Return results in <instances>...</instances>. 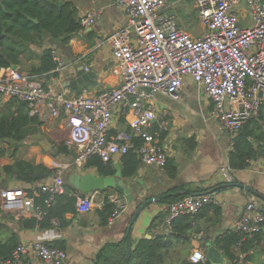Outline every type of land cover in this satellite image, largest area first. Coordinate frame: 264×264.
Listing matches in <instances>:
<instances>
[{"label": "crops", "instance_id": "1", "mask_svg": "<svg viewBox=\"0 0 264 264\" xmlns=\"http://www.w3.org/2000/svg\"><path fill=\"white\" fill-rule=\"evenodd\" d=\"M194 1L168 0V11L183 31L196 37L207 32V29L199 17ZM75 5L79 19L92 11L99 12L97 22L75 32L67 47L60 44L59 40L49 37L45 38L42 44L30 43L20 56L19 63L13 65L20 71L33 75V67L39 64L38 55L46 49H54L63 63L62 66L58 65L56 74L52 72L37 76L50 93H64L68 97L84 93L97 94L119 85L120 78L112 72L113 55L109 37L128 21L126 13L117 7L116 0H75ZM239 9L241 26H249L250 10L245 0L241 2ZM79 65H84L94 77L82 85H68ZM8 100L9 98L0 96L1 105ZM148 104L155 112L150 130L158 127L157 129L161 128L167 132L164 139L159 138L168 158H174L177 163L176 178L170 179L164 169L146 164L140 165L133 178L121 177L132 190L134 200H127V206L113 222H102L100 213L105 205L101 203L107 194L100 191H97V204L90 212L77 211L76 214L69 212L65 215L71 222L64 228L58 227L57 222L50 229L24 228L20 220L12 213L6 212L0 204V224L3 225L0 238L6 240L12 234H17L20 243L41 239L54 245L62 241L63 249L68 254L64 264H118L121 250H132L141 239H151L157 235L168 238L163 250L165 264H194L190 261V256L198 249H202L206 255V262L200 264H218L210 261L207 256L210 246L220 252L225 260L224 264H239L236 259L240 253L244 254V264H264L261 242L254 246L250 241L245 251H241L240 246H235L233 251L236 259L232 261L218 241L227 233L235 231L234 224L249 202H256L264 208V141L255 143V149H260L261 152L257 158L250 160L246 168L231 169V136L213 117L212 99L190 77L185 79L179 99L156 93L148 99ZM37 117L39 122L32 125V132L18 147L8 148V153L0 160V166L10 164L14 159H21L56 169L65 168L72 160L73 148L68 146L72 154H64L57 148L61 141L66 143L70 135L67 117L64 114L60 117L52 116L46 106ZM130 119L127 107H116L113 123L108 128V138L113 139L122 132H132ZM261 128L264 129V119L261 120ZM192 138H195L196 143L194 150L191 148ZM116 161L120 165V157L113 159L114 165ZM223 168L230 169L231 179L223 175ZM74 171L77 170L68 168L65 174ZM80 172L97 173V169ZM3 179L8 180V187H34L21 181L10 180L0 170V190L3 189ZM207 192H215L214 202L204 207L197 215L177 218L173 222V231H170L164 223L168 205L182 195ZM114 193L120 194L118 191L110 194ZM146 199L148 205L133 221L138 205ZM217 209H220L219 216ZM156 218L159 219L152 226ZM188 221L191 228L183 232L182 228ZM261 234L264 240V230ZM104 251L109 257L107 262L100 258ZM23 264L46 263L37 258H29Z\"/></svg>", "mask_w": 264, "mask_h": 264}, {"label": "built area", "instance_id": "2", "mask_svg": "<svg viewBox=\"0 0 264 264\" xmlns=\"http://www.w3.org/2000/svg\"><path fill=\"white\" fill-rule=\"evenodd\" d=\"M243 0H195L199 17L207 29L200 36L183 31L168 11V0H116L127 15V24L118 29L109 43L113 55L112 72L120 78L118 86L97 94L68 97L50 93L37 75L20 71L15 66L0 69V96L18 98L27 103L30 116H39L44 106L54 117L64 114L70 135L66 144L75 155L65 168L58 167L53 176L37 188L8 187L0 190L2 208L16 218H41L43 210L35 197L45 192L44 203L50 206L57 195L66 191L65 170L83 171L94 156L104 162L121 157L133 147L132 136L141 137L138 148L141 164L165 168L168 155L160 143L159 133L150 129L155 119L148 99L156 93L179 99L187 77L212 99L213 117L233 139L251 119L260 115L264 101V0H245L250 10L251 24L241 26L239 6ZM99 12L92 11L80 18L82 27L97 22ZM57 64L62 61L55 54ZM58 69V67H57ZM150 89V92H148ZM127 107L132 132L108 138L116 107ZM223 175L231 179L230 169ZM215 192L185 195L168 205L164 223L170 231L173 222L184 215H197L214 202ZM98 192L78 195L76 209L88 213L97 204ZM111 203L113 222L127 206V198L118 193L102 199ZM234 230L244 235L260 234L264 230V208L249 202L234 224ZM264 249V240L261 242ZM37 258L46 264H64L65 249L41 239L21 242L0 264H23ZM240 253L236 261L243 262ZM194 264L206 262L205 252L195 250L190 256Z\"/></svg>", "mask_w": 264, "mask_h": 264}, {"label": "trees", "instance_id": "3", "mask_svg": "<svg viewBox=\"0 0 264 264\" xmlns=\"http://www.w3.org/2000/svg\"><path fill=\"white\" fill-rule=\"evenodd\" d=\"M61 2L63 4L59 5ZM81 28L75 0H0V69L18 64L20 56L30 43L42 44L45 38L59 40L63 46H69L72 35ZM12 37L19 38L20 41L13 40ZM38 58L39 64L33 67L31 74L38 76L52 72L56 74L58 64L54 49H46L38 55ZM263 109L264 103L259 117L249 120L234 137L229 155L231 169L243 170L249 165L250 160L259 156L261 151L255 149L254 146L256 142L264 141V129L261 128V120L264 119ZM38 122L37 116H30L25 101L11 98L5 104H0V160L8 153V148L11 146L18 147L22 144L32 132V125ZM157 128L153 129L152 132H158L159 137L164 139L167 132ZM191 140L193 141L191 148L194 150L195 138ZM132 143L133 147L120 157L121 173L124 179L133 178L141 165L138 148L142 145L143 140L141 137L133 135ZM57 148L64 154H72L64 141H61ZM73 153L74 156L75 150ZM91 168H96L97 174L105 177L115 175L117 171L113 160L104 162L98 156L89 159L83 171ZM0 170L8 179L34 185L36 188L38 184L51 178L56 171L45 164H35L21 159H14L12 163L0 166ZM164 170L170 179L176 178L178 166L174 158L167 159ZM100 192H104L108 196L116 190L105 189L100 190ZM85 194L67 183L65 193L57 195L54 202L50 206H46L44 201L49 194L40 191L35 197V202L43 210V215L41 218L20 219L22 227L50 229L54 227L55 222L60 228L67 227L71 221L65 215L69 212L77 213V196ZM120 195L124 196L123 193ZM184 196L177 198L180 199ZM113 210V204H105L100 213L103 223L109 220ZM0 213H2L1 209ZM217 215H220V209H217ZM190 216L192 215H187V218ZM157 219L159 218L154 220L152 226ZM2 228L3 225L0 224V230ZM190 228L191 224L188 221L183 226L182 231L185 232ZM167 240L168 238L164 235H157L151 239H141L134 249L121 250V259L117 262H119L118 264H165L163 250L166 248ZM262 240L261 233L249 236L236 231L227 233L218 239L220 247L224 249L232 261L236 259L233 251L235 246H240L241 251H245L250 241L256 246ZM19 243L17 234H12L6 240L0 238V260L9 259ZM54 246L64 248L62 241L56 242ZM100 258L105 262L109 261L106 251L102 253Z\"/></svg>", "mask_w": 264, "mask_h": 264}, {"label": "water", "instance_id": "4", "mask_svg": "<svg viewBox=\"0 0 264 264\" xmlns=\"http://www.w3.org/2000/svg\"><path fill=\"white\" fill-rule=\"evenodd\" d=\"M63 4L61 2L59 5ZM36 21V20H35ZM5 34V33H4ZM13 40L20 41L19 38L12 37ZM16 67V66H15ZM94 77V75L88 71L84 65H79L75 69V75L72 80L68 83V85H82L86 81L89 80V78ZM148 92H150V89H148ZM116 174L112 176H103L99 175L97 173L92 172H85L82 173L80 171H74L71 173H68L66 175V180L69 183V185H72L75 187L78 191L81 193H93L100 190L105 189H115L116 191L123 193L127 200L129 202L134 200V194L132 193V190L127 186V183L121 178V167L116 161ZM1 188L7 189L8 188V180L3 179V183L1 185ZM148 205V200H144L140 205H138L135 214L133 216V221L137 219L141 211ZM129 233V232H128ZM207 256L210 259V261H213L215 263H225L224 258L220 254V252L213 246L208 247L207 249Z\"/></svg>", "mask_w": 264, "mask_h": 264}, {"label": "rangeland", "instance_id": "5", "mask_svg": "<svg viewBox=\"0 0 264 264\" xmlns=\"http://www.w3.org/2000/svg\"><path fill=\"white\" fill-rule=\"evenodd\" d=\"M13 146H11L9 149H11Z\"/></svg>", "mask_w": 264, "mask_h": 264}]
</instances>
